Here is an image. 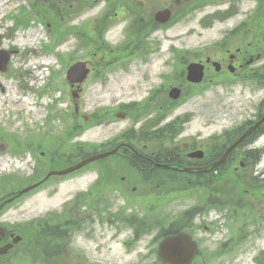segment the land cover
Here are the masks:
<instances>
[{
  "label": "rangeland",
  "instance_id": "374dc122",
  "mask_svg": "<svg viewBox=\"0 0 264 264\" xmlns=\"http://www.w3.org/2000/svg\"><path fill=\"white\" fill-rule=\"evenodd\" d=\"M263 1L204 0L142 41L144 23L153 14L151 11L155 12L152 9L173 5L176 12L186 2L128 0L124 4L128 14L121 16V8L113 4L114 0H68L67 4L65 0H4L0 8V50L13 53L10 68L4 74L0 72V202L12 192L39 182L50 169H63L69 157L75 160L79 153L77 147L91 152L92 143L97 145L130 127H138L139 124L133 123L132 114L124 120L108 117L104 122L95 121L82 130L86 123L80 115L102 106L138 99L137 94L142 96L150 83H167L171 78L167 77V81L161 76L172 77V66L165 64L173 63L174 50L180 51L181 46L205 48L229 34L244 19L224 46L208 53L226 64L228 55L242 47V51H248L253 58L259 57L252 61L249 73L264 68ZM221 2L227 4L214 7ZM108 11L112 20L102 18ZM207 19H211V24ZM130 22L132 27L128 29ZM110 27L111 31L106 33ZM123 42L128 46L120 45ZM41 61L51 63V67L45 80L34 84V66ZM78 62L86 63L89 74L80 87L79 115L75 117L71 114L72 89L66 77L68 69ZM261 74L264 78V72ZM252 77L249 75L246 81L249 87L243 95L240 84H232L237 78L231 76L204 86L191 104L196 116L188 125V132L206 137L228 129L233 123L243 122L245 116L241 113L246 107L250 109L264 93L255 86L252 89ZM156 140L163 141L162 138ZM239 158L232 155L235 161L231 159V164L237 165ZM261 171L264 173V158L256 172ZM256 172L252 177L241 178V182L237 176L228 182L229 178L221 177L224 171L218 173L217 193L240 187L252 194L243 197L233 192V205L236 200L242 201L234 206L235 212L226 205L231 199L213 195L217 208L223 213L216 211V215L208 219L210 231L201 227L204 231L198 237L202 239L200 250L206 264H264V252L260 255L264 251V199L256 204L254 198L257 191L264 192V175L258 177ZM95 176L96 173L82 172L76 176L51 178L2 209L0 222L24 228L20 231L24 240L0 259V264H155L154 250L144 247L152 235L128 249L123 245L125 238L130 237L126 227L110 224L105 215L107 212L144 214L148 211L145 204L149 203L135 196L160 194L161 189L134 181L120 184L121 190L129 194L123 200L117 193L105 191L110 201L100 214L103 220L87 216L90 209L95 211L96 189L63 209L76 194L87 190ZM178 188V182L170 184V195L179 196ZM174 200L175 204L168 209L169 217H178L182 212L179 199ZM193 201H190L192 205ZM258 206L260 211L253 213L252 207ZM226 211L231 212V216L226 217ZM69 220H74L80 230H71ZM214 220L217 223L214 224ZM45 221L60 228L54 231L56 237L52 246L39 247L38 234L35 236L32 231Z\"/></svg>",
  "mask_w": 264,
  "mask_h": 264
},
{
  "label": "flooded vegetation",
  "instance_id": "af4514ba",
  "mask_svg": "<svg viewBox=\"0 0 264 264\" xmlns=\"http://www.w3.org/2000/svg\"><path fill=\"white\" fill-rule=\"evenodd\" d=\"M183 1L198 3L200 0ZM219 4L221 3L217 5ZM262 5L264 6V1ZM159 29L162 28L157 30ZM181 49L182 52L173 53L172 64L169 62L165 64L168 67L172 66L171 72L174 74L173 77H169L171 78L169 81L167 78V83L148 84L142 96L137 94L138 99L130 100L124 107H120V110L113 113V116H117L115 114L120 112L118 117L124 119L129 116L128 109H131L134 111L133 121L139 124L138 128L135 127V131L130 130L122 139L106 140L102 147L94 150L93 153L111 154L74 174L76 176L82 172L96 173L95 180L90 183L88 189L101 180V188L96 189L94 193L97 196L94 202L98 203V208L94 212L91 211L88 218L95 216L102 219L100 214L105 211V204L110 201L106 198L105 191L117 193L122 200L127 199L129 194L121 190L120 184L134 181L135 184L145 183L161 189L160 194L135 196L136 199H143L149 203L147 206L149 211L144 214L137 215L130 212L121 217L113 216V213L105 215L110 224H119L122 220L129 223L133 236L131 240L123 243L128 249H132L146 236L152 235V239L144 247L154 250L155 264H164L157 258L156 251L159 243L163 239L181 233L191 236L197 246L189 264L207 263L201 255L202 239L198 236L204 231L201 227L205 231H210L206 222L214 211L215 202L207 189L214 186L217 169L225 167L226 171H234L244 179L252 177L253 172H256L260 166L261 155L264 153V141L261 142V137L264 135V93L250 109L247 107L244 109L241 113L245 116L243 122L233 123L231 125L233 132L227 134V138L220 143L215 141L220 135L201 137L200 133H189L187 130L196 116L195 111L190 108L191 104L200 96L201 88L215 82L217 75L226 74L237 78L235 82L232 81V84L236 86L240 84L242 95L249 87L246 83L249 75L253 76L254 80L252 89L259 85L260 80L264 79L261 74L264 68L261 67L257 69V72L249 73L252 61L259 57L253 58L248 51H242L241 47L236 49L235 54H229V61L225 64L223 59L217 60L210 56V53L202 52L195 46H181ZM214 62L219 64L217 69L212 67ZM191 64H200L204 67V78L201 84H193L187 80V69ZM172 89L176 92H171ZM187 106L188 109H186ZM154 108L157 110H153ZM84 121H88V118ZM260 121L262 122L228 155L224 165L210 170L226 149L234 143L233 140L236 141L246 130ZM164 126L166 130L163 131L161 127ZM143 128H145L144 131ZM236 128L238 129L234 131ZM240 130L242 131L239 133ZM120 134L122 135V132ZM157 138H162L163 141H157ZM230 155L241 157L237 165L231 164L232 156ZM232 161L234 162L235 159ZM123 172L124 175H122ZM256 174L258 177L264 175L262 171ZM177 182L180 184L177 189L179 196H172L168 187ZM132 193L135 195V189H132ZM175 198L179 199L177 201L180 203L182 212L178 217H169L168 209L175 204ZM191 200H194L193 205L190 203ZM228 203V207L234 211L232 200ZM2 208L3 206H0V210ZM2 228L4 235L1 237L0 246L7 244L13 233L3 226Z\"/></svg>",
  "mask_w": 264,
  "mask_h": 264
},
{
  "label": "water",
  "instance_id": "95a60500",
  "mask_svg": "<svg viewBox=\"0 0 264 264\" xmlns=\"http://www.w3.org/2000/svg\"><path fill=\"white\" fill-rule=\"evenodd\" d=\"M170 18V13L168 11H162V12H158L155 16V20L158 21V22H161V23H165L169 20ZM8 59H9V55H5L4 59L2 60V62H0V71H5L6 69V65H7V62H8ZM196 67L197 66H191L189 68V76L191 77L190 80L192 82H200L201 81V78H202V69L200 70H197L196 72ZM87 73H88V70L85 68V64L84 63H77L75 65H73L67 72V79L74 83V82H77V83H82L84 81V79L86 78L87 76ZM105 155H98V156H94V157H90V158H87L83 161H81L80 163L74 165V166H71L65 170H62V171H52L50 172L46 178L44 179V181H46L49 177L51 176H65L67 174H70L76 170H79L81 169L84 165L92 162V161H95L99 158H102L104 157ZM226 156V155H225ZM225 158V157H224ZM224 158H222V160H224ZM222 160L220 162H222ZM219 162V163H220ZM218 163V164H219ZM39 184H36V185H33V186H30L28 188H25L21 191H19L17 194H16V197H20L21 195L23 194H26L28 192H30L31 190H33L34 188H36ZM13 199H10V201H12ZM19 241H21V238L20 237H16L14 240H13V244H17ZM174 243H179V237L178 238H175L173 240ZM13 244H10V245H6L4 247H1L0 248V256L1 255H4L6 254L13 246ZM175 248L176 246L172 245L168 240L164 241L163 243H161L160 247H159V251H158V256L165 262H169L167 260V258L165 257V253L167 254H174L175 253Z\"/></svg>",
  "mask_w": 264,
  "mask_h": 264
},
{
  "label": "trees",
  "instance_id": "16d2710c",
  "mask_svg": "<svg viewBox=\"0 0 264 264\" xmlns=\"http://www.w3.org/2000/svg\"><path fill=\"white\" fill-rule=\"evenodd\" d=\"M65 3L67 4L68 0H65ZM58 228H60V227H56V228L53 227L50 224V221L38 223L36 226H34L32 234H34L35 236H37V234H38L36 242L38 243L39 247L52 246L53 240L56 237V235L54 234V231H56V229H58ZM23 229L24 228H16V230L18 232L22 231Z\"/></svg>",
  "mask_w": 264,
  "mask_h": 264
},
{
  "label": "bare ground",
  "instance_id": "6f19581e",
  "mask_svg": "<svg viewBox=\"0 0 264 264\" xmlns=\"http://www.w3.org/2000/svg\"><path fill=\"white\" fill-rule=\"evenodd\" d=\"M3 2H4V0L1 1L2 5H0V8H1L2 6H4V3H3ZM2 91H3V88H2Z\"/></svg>",
  "mask_w": 264,
  "mask_h": 264
}]
</instances>
